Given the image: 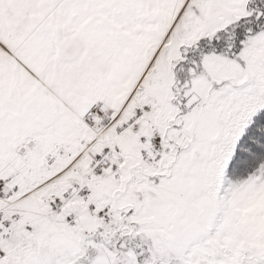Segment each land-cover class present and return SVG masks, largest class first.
Returning <instances> with one entry per match:
<instances>
[{"label": "snow or ice", "instance_id": "snow-or-ice-1", "mask_svg": "<svg viewBox=\"0 0 264 264\" xmlns=\"http://www.w3.org/2000/svg\"><path fill=\"white\" fill-rule=\"evenodd\" d=\"M0 264H264V0H0Z\"/></svg>", "mask_w": 264, "mask_h": 264}]
</instances>
